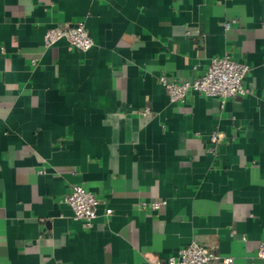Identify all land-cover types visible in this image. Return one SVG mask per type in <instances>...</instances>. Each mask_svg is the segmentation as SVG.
<instances>
[{"label":"crops","instance_id":"0c3cea01","mask_svg":"<svg viewBox=\"0 0 264 264\" xmlns=\"http://www.w3.org/2000/svg\"><path fill=\"white\" fill-rule=\"evenodd\" d=\"M80 21L87 51L44 44ZM223 55L249 94L170 101L160 76ZM73 185L99 200L91 226ZM192 240L264 264V0H0V264H156Z\"/></svg>","mask_w":264,"mask_h":264},{"label":"built area","instance_id":"2783aa9c","mask_svg":"<svg viewBox=\"0 0 264 264\" xmlns=\"http://www.w3.org/2000/svg\"><path fill=\"white\" fill-rule=\"evenodd\" d=\"M227 26V25H226ZM64 39L71 46L81 51H87L93 41L83 22L74 25H58L50 27L45 31L44 44L50 46L58 40ZM250 70V66L241 61L231 59L228 55L215 56L210 59L204 74L190 81L167 80L165 76H160L162 83L170 101H183L188 91L193 90L205 96L217 97L221 103L229 97L245 96L250 93V88L245 84L244 79ZM148 110L142 111L146 115ZM220 133L212 132L210 136L209 152H214L216 145L220 141ZM62 201L67 203L73 212V217L82 220L86 226H91L97 216L99 200L93 192L85 189L82 185H73L71 190L65 194ZM165 200H156L150 203L143 202L152 210H157ZM113 213L111 208L105 210V215L109 217ZM258 256L264 258V241L258 249ZM233 264L232 257L221 256L211 248L196 240L180 247L175 254H172L156 264Z\"/></svg>","mask_w":264,"mask_h":264}]
</instances>
